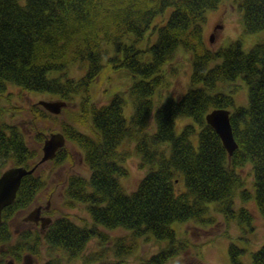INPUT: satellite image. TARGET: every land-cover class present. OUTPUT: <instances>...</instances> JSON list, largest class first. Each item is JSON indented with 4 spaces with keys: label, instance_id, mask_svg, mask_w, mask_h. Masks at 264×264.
Returning a JSON list of instances; mask_svg holds the SVG:
<instances>
[{
    "label": "trees",
    "instance_id": "obj_1",
    "mask_svg": "<svg viewBox=\"0 0 264 264\" xmlns=\"http://www.w3.org/2000/svg\"><path fill=\"white\" fill-rule=\"evenodd\" d=\"M220 1L0 0V94L13 85L66 102L80 97L60 129L81 151L90 175L69 174L63 194L66 206L84 204L91 220V225H79L61 214L44 230L23 229L13 240V217L27 210L45 185L35 172L27 174L15 200L2 210L0 264L6 257L19 263L23 253L34 256L41 241L48 251H62L69 260L84 256L92 239L105 244L107 236L101 228H122L131 240L148 236L165 244L148 258L129 263L124 257L133 246L118 238L115 259L97 264H166L191 248L190 240L178 237L173 225L191 222L197 229L214 228L218 221L209 214L210 206L226 222L236 221L242 232L253 229L251 213L244 207L233 208L238 191L241 200H254L264 220V41L247 51L239 39L214 50L207 48L203 41L206 11ZM237 6L245 34L264 30V0H239ZM150 31L153 41L140 47ZM179 47L191 53L189 86L178 98L161 99L171 74L168 66ZM213 61L218 63L209 67ZM74 63L84 66V74L63 79L61 73ZM104 67L124 68L133 80L126 97L114 93L106 103L95 105L90 87ZM52 72L57 74L51 77ZM237 81L247 90L246 105H237L230 88ZM126 99L131 106L128 119ZM213 108L231 110L237 148L230 157L205 121ZM30 111L34 120L55 118L35 104ZM182 118L189 121L178 127ZM195 133L197 146L191 140ZM36 140L41 143L44 136L37 134ZM38 154L27 145L17 124H0V167L9 160L31 167ZM131 156L150 169L127 192L120 179L129 175L124 162ZM51 162L54 166L72 163L73 154L62 148ZM248 164L253 192L245 188L240 172ZM244 250L230 241V263L244 264ZM87 258L97 262L99 255ZM44 264L61 263L52 257ZM250 264H264V243L252 251Z\"/></svg>",
    "mask_w": 264,
    "mask_h": 264
},
{
    "label": "rangeland",
    "instance_id": "obj_2",
    "mask_svg": "<svg viewBox=\"0 0 264 264\" xmlns=\"http://www.w3.org/2000/svg\"><path fill=\"white\" fill-rule=\"evenodd\" d=\"M239 0H221L218 6L214 9L206 11V19L203 27V41L207 48L217 49L219 47L227 46L231 41L239 39L242 42L243 49L249 50L250 47L259 41H264V30L245 34L242 24V14L238 8ZM160 22V18L156 23ZM219 25L221 27H219ZM150 31L145 39L140 44L144 48L147 44L151 43L154 39ZM210 35L213 39L210 40ZM106 53H111V49L104 46ZM191 53H188L183 48H178L175 59L169 64L168 69L171 74L168 76V86L163 89L161 99L166 97L178 98L181 96L189 86V76L191 71L190 66ZM105 63V61H104ZM218 63L213 61L209 67ZM168 65V64H167ZM85 68L79 63L69 65L61 76L64 78L78 79L84 74ZM57 72L50 73L54 77ZM60 75V74H59ZM131 74L124 68L111 69L104 67L97 80L91 85L90 95L91 102L95 105L106 103L114 93H120L126 97V88L132 82ZM232 93L235 96L237 105H246L247 103V90L244 85L237 81L232 87ZM225 89L224 91H227ZM158 96V95H157ZM157 96L154 99H158ZM55 95L48 93L39 94L35 92H27L19 89L16 86L10 85L6 93L0 95V124L1 123H14L21 127L27 145L36 149L39 153L38 158L41 156L42 142L36 140V135H47L50 132L61 131L60 122L68 121L69 112L71 109H76L77 102L80 100L79 96H74L72 102L67 104V110H62L53 119L40 118L34 120L30 106L38 105L39 100H57ZM127 100V99H126ZM131 109L130 103L124 107V115L128 119V111ZM189 121L187 118L179 119L177 126ZM177 127V130L179 129ZM80 128V127H79ZM83 130V128H80ZM150 127L149 131H152ZM197 133L191 136L192 143L197 146ZM126 141L124 142V144ZM126 146V144H125ZM66 147L73 154V162L65 163L59 166H54L51 162H45L39 165L36 175L40 176L45 185L39 192L34 203L25 211H19L15 214L11 221V230L13 240L19 231L27 228H34L40 230V224L34 223L31 220H24L23 217L37 205H43L42 215L50 216L53 220L61 214H68L69 217L79 225H91V220L87 214L84 204L75 203L73 206L65 205V198L63 190L66 184V177L71 174H78L88 177L90 171L85 165L79 148L73 143L67 141ZM165 148L166 146L163 145ZM129 148V147H128ZM37 158V159H38ZM139 158L131 156L125 161V166L128 168L129 175L121 178L120 182L125 191L130 192L134 190L139 180L149 171L150 166L140 165ZM12 165V162H4L0 167V171ZM241 175L244 179L245 188L253 192V177L250 165H246L240 169ZM179 189L183 187L182 182L178 184ZM239 196V191L237 192ZM236 193V194H237ZM48 204V208L46 205ZM246 208L252 215L253 223L252 230L242 232L236 221L231 220L226 222L222 214L214 210V206L209 207V214L217 219L214 228L200 226L194 228L191 222L186 224L175 223L173 228L177 232L178 237H184L190 240L191 248L181 252L166 264H231L228 254V245L232 241L239 247L245 248L241 257L244 264H250L251 253L256 248H259L264 243V220L257 210L256 205L252 199L243 201L241 198L235 199V206L233 208L238 211L240 208ZM101 228V227H100ZM107 236L105 244L97 239H92L84 252V256H79L73 259L68 257L62 251L51 253L48 251L46 244L41 241L36 254L32 256L30 253H23V257L27 256L25 260L19 263L12 264H44L49 258L55 257L61 264H97L102 260L115 259V250L118 238H123L125 246L132 245L131 253L127 254L124 259L129 263L141 261L156 253L160 247L164 246L165 242L155 241L153 238L145 236L136 240H131L129 232L122 228L113 230L101 228ZM182 230V231H180ZM90 254L99 255V260L95 262L87 258ZM86 263L85 261H87ZM11 258L6 257L3 264H7ZM14 262V261H13Z\"/></svg>",
    "mask_w": 264,
    "mask_h": 264
},
{
    "label": "water",
    "instance_id": "obj_3",
    "mask_svg": "<svg viewBox=\"0 0 264 264\" xmlns=\"http://www.w3.org/2000/svg\"><path fill=\"white\" fill-rule=\"evenodd\" d=\"M212 37L213 36H211V39ZM39 103L46 110L54 114H58L61 111V108L66 105L63 100H40ZM205 120L207 124L213 127L217 132L224 148L228 152V156L230 157L237 148V143L233 136V130L230 123V111L224 108H214L206 113ZM64 143L65 137L63 133H49L44 140L42 156L37 164L53 159ZM37 164L29 169L25 166H12L0 174V224L2 222V210L14 201L22 177L32 173ZM42 208L41 205L34 207L23 217V219L31 220L35 223L40 222L41 228H45L52 219L49 216L41 215ZM46 208H48V204L46 205Z\"/></svg>",
    "mask_w": 264,
    "mask_h": 264
}]
</instances>
